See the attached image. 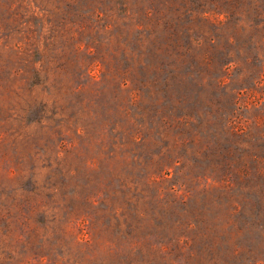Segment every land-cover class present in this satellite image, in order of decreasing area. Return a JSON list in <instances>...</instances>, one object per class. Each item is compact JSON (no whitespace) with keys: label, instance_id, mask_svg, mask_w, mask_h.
I'll return each mask as SVG.
<instances>
[{"label":"rangeland","instance_id":"374dc122","mask_svg":"<svg viewBox=\"0 0 264 264\" xmlns=\"http://www.w3.org/2000/svg\"><path fill=\"white\" fill-rule=\"evenodd\" d=\"M0 264H264V0H0Z\"/></svg>","mask_w":264,"mask_h":264}]
</instances>
